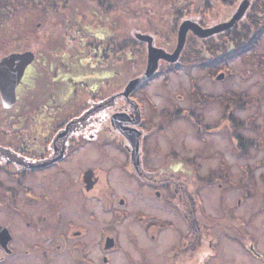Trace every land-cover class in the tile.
Wrapping results in <instances>:
<instances>
[{
	"label": "flooded vegetation",
	"instance_id": "obj_1",
	"mask_svg": "<svg viewBox=\"0 0 264 264\" xmlns=\"http://www.w3.org/2000/svg\"><path fill=\"white\" fill-rule=\"evenodd\" d=\"M211 1L169 0L164 11L176 41L165 50L175 48L182 20L217 22L204 19L215 16ZM159 11L153 0H0V64L33 53L24 65H0L6 85L21 72L14 102L0 91V264H264V202L254 222L242 216L236 210L250 202L251 189L236 196L221 192L234 185L203 186L199 150L177 153L153 138L155 127L181 116L200 134L209 127L200 111L171 112L170 102L153 121L156 106L141 91L161 74V63L167 70L179 63L190 39L225 31L199 37L189 30L175 62L161 59L124 94L126 69L147 61L146 42L128 45L126 33L155 32ZM46 33L53 41H39ZM58 33L87 35L63 47ZM153 44L163 48L154 37ZM70 97L72 105L61 104ZM155 202L169 211L163 222L142 207Z\"/></svg>",
	"mask_w": 264,
	"mask_h": 264
},
{
	"label": "rangeland",
	"instance_id": "obj_2",
	"mask_svg": "<svg viewBox=\"0 0 264 264\" xmlns=\"http://www.w3.org/2000/svg\"><path fill=\"white\" fill-rule=\"evenodd\" d=\"M153 1L158 10H163L159 12L164 15L155 32L147 34L153 35L155 44L171 50L176 41V31L168 27L167 20L170 22V18L164 11L168 7L169 0ZM250 1L252 2L251 7L255 1L258 2V0ZM239 2L241 0H233L230 4H224L223 0L221 2L212 0L211 3H216L215 16H204L205 22L210 24L217 21L215 23L217 24L228 20ZM260 23L264 24V17ZM222 33L221 35L214 34L216 36L204 42L202 39L200 41L196 38L190 39L179 63L170 70H167V63H161V74L157 78L155 76L156 79L143 87L141 91L150 95L152 104L156 106L153 121L163 118L160 110L169 106L170 102H172L171 112L173 107L174 110L179 108L180 110L177 111L181 114L190 107H194L196 113L200 111L205 125L209 126L206 129L201 128L200 134H196L189 118L181 116L169 123H164L163 130L155 127L153 138L158 143L170 142L173 144V149H178L177 153L191 155L199 150L206 173L203 186L214 188L218 183L224 186L234 185L233 189L222 188L221 192L225 195L234 194L236 196L245 194V188L251 189L250 198H248L250 202L241 205L236 211L242 216L252 217L254 222V219L262 216V202H264V34L252 49L233 59H225L223 57L229 51L228 40L230 38ZM126 34L131 36L126 41L128 45L132 40L138 42L139 39L134 38V33ZM32 35L31 39L37 40L36 33ZM41 35L39 41H53L48 37V33ZM55 35H59L57 41H61V46L64 47L65 42L70 44L71 40L79 41L80 37L85 40L87 34L58 33ZM73 35L78 37L75 38ZM232 44L238 46V41L235 40ZM55 46L59 45L55 44ZM128 55L131 56L132 53ZM141 65L145 67V63H140L138 67L132 66L130 71L126 69L123 83L126 84L130 77L138 74ZM76 74L80 72L77 70ZM219 74H222L220 79L216 78ZM64 92L63 89V94ZM139 94L143 95L141 92ZM199 95L203 96L200 105L197 103ZM67 100L62 101L61 104L72 105L74 103L71 97ZM142 102L148 104L144 97ZM165 132L167 135L164 134ZM239 140L243 144L249 142L246 149L239 147ZM159 148V151L163 149L162 146ZM214 193L216 194L215 191ZM203 198L206 209L214 211L213 207L208 204L212 201H206L208 196L204 195ZM159 205L158 202L150 205L143 203L142 207L148 210L153 209V211L155 209L154 217L163 222L169 215V211L162 212Z\"/></svg>",
	"mask_w": 264,
	"mask_h": 264
},
{
	"label": "water",
	"instance_id": "obj_3",
	"mask_svg": "<svg viewBox=\"0 0 264 264\" xmlns=\"http://www.w3.org/2000/svg\"><path fill=\"white\" fill-rule=\"evenodd\" d=\"M249 6V0H242L233 15L228 19L224 20L222 22H219L217 24H214L210 27H202L198 23L194 22L191 19H184L181 21L178 27L177 31V42L176 46L173 49V51L169 52L165 50L164 48L157 47L153 44V37L150 34L147 33H137L135 34L136 38L145 41L146 42V48H147V61H146V67L143 73L137 77H134L130 79L124 89V94L128 95L133 89L144 83L146 80H148L158 69L159 61L161 59L167 61V62H175L181 50L183 49L186 35L189 30H191L195 35L199 37H206L209 35H213L225 30H229L233 26H235L238 21L244 16L247 8ZM33 53L27 51L24 53H17L12 54L5 59L2 60L1 66L6 64L14 63H21V65L26 64L32 60ZM21 72L17 74L16 79L13 81H8V85H6L5 80L0 79V91L3 98V101L6 102L9 101V104L14 102L15 100V93H14V87L16 84L17 79L20 77ZM216 78L220 79L222 78V74H219L216 76ZM125 135L130 136L129 133H127L125 130H123ZM133 143V142H132Z\"/></svg>",
	"mask_w": 264,
	"mask_h": 264
},
{
	"label": "trees",
	"instance_id": "obj_4",
	"mask_svg": "<svg viewBox=\"0 0 264 264\" xmlns=\"http://www.w3.org/2000/svg\"><path fill=\"white\" fill-rule=\"evenodd\" d=\"M250 8L251 9L246 12L243 18L233 29L222 33L230 38L228 40L230 46H228L229 51L223 58L233 59L237 55L252 49L264 34V24L260 23L264 17V0H258V2L255 1V4ZM251 12L254 13L251 14ZM235 40L238 41V46H234L232 44ZM222 45H224V43H222ZM230 117L232 116L230 115ZM248 144L249 142L247 144H243L241 140H239L240 148L245 147L246 149Z\"/></svg>",
	"mask_w": 264,
	"mask_h": 264
}]
</instances>
